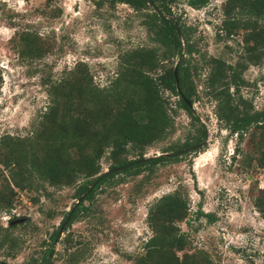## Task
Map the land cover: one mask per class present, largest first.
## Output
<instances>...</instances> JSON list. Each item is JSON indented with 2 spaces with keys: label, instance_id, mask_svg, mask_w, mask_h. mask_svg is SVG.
Instances as JSON below:
<instances>
[{
  "label": "rangeland",
  "instance_id": "obj_1",
  "mask_svg": "<svg viewBox=\"0 0 264 264\" xmlns=\"http://www.w3.org/2000/svg\"><path fill=\"white\" fill-rule=\"evenodd\" d=\"M227 6L226 0H207L196 9L187 6L186 0H172L168 5V17L186 30L193 52L188 56L182 49L162 64L173 67L180 58L188 63L194 88L189 106L205 129L204 144L177 155L174 161L141 168L137 175L113 176L89 200L79 201L84 211L61 232V221L77 200V186L90 178L79 175L74 184L54 188L33 177L28 187L18 190L0 163V195L10 199L8 208H0V262L37 264L49 236L57 231L50 264H135L152 235L146 224L147 209L161 196L176 191L188 204L187 216L175 224L188 243L176 253L178 257L193 254L200 264H264V219L253 205L264 178V169L255 162V146L263 128L250 127L238 140L217 119L205 86L217 65L225 80L234 74L243 82L238 92L228 85L233 104L240 97L251 106L239 105L237 113L264 112V46L247 54L251 43L244 44V30L232 29L225 35L221 22ZM147 13L118 1L0 0V139L32 137L49 104V86L78 64L85 66L91 82L101 88L114 79L119 57L125 52L156 47L143 25ZM229 13L234 21L247 19L235 10ZM257 25L264 23L258 20ZM24 34L30 39L27 47L21 42ZM33 48L42 54L28 57L20 53ZM162 96L174 108L176 98L166 91ZM172 118V132L146 148L143 156L174 150L197 134L196 123L184 111L176 109ZM4 154L0 148V162ZM78 154L72 147L67 149L69 159ZM133 157L126 155V160ZM98 164L100 174L112 164L107 150ZM197 210L203 216H197ZM18 218L24 221L8 226Z\"/></svg>",
  "mask_w": 264,
  "mask_h": 264
},
{
  "label": "trees",
  "instance_id": "obj_2",
  "mask_svg": "<svg viewBox=\"0 0 264 264\" xmlns=\"http://www.w3.org/2000/svg\"><path fill=\"white\" fill-rule=\"evenodd\" d=\"M48 1L45 0L46 3ZM98 1L110 4L115 2ZM147 1L161 14L171 16L168 5L172 0L118 2L135 10L148 11L143 15V25L156 47L134 48L125 52L119 57L114 79L101 88L91 82L85 66L78 64L64 78L49 86V104L40 115L32 137L22 140L8 137L0 139V148L5 153L0 163L3 169H7V179L13 187L18 190L25 189L33 177L50 187H68L82 175L90 180L77 186L75 197L78 199L83 195V200H89L99 185L117 174L137 175L141 168L151 169L156 165L174 161L178 159L177 155L167 159L158 156L144 163L131 165L121 171L102 176L87 193L90 185L102 175L99 173L98 162L105 150L112 163L108 170L141 159L146 148L164 140L172 132V115L176 109L184 111L196 123L197 134L190 138V143L185 142L174 150H165L162 153H176L205 140V129L193 118L189 107L194 88L189 80L188 63L183 58L176 63L178 92L172 75L173 67L164 68L162 64L177 57L182 49L189 56L193 52V45L188 41L186 30L181 25L177 24V36L173 23L158 18L147 5ZM186 3L196 9L204 6L207 0H186ZM226 3L228 6L223 11L225 17L221 22L225 35L229 36L232 29L244 30V44L251 43L247 47V54L263 47L264 26H258L257 22L261 20L264 23V0H226ZM229 4L231 8H228ZM232 10L245 15L247 19L243 22L229 19V12ZM29 41L28 34L21 36V42L26 47ZM20 53L28 57H39L42 54L38 48ZM229 84L238 92V87L243 82L234 74L228 81L225 80L222 69L215 65L205 83L208 94L215 103V115L238 140L250 127L253 130L263 128L258 134L255 146V162L258 167L264 169V112L237 113L239 105L245 104L248 109L251 106L240 97L236 99L237 103L233 104L232 94L228 91ZM165 91L176 98L174 108L163 98L162 92ZM70 147L79 152L74 159H69L66 155ZM129 154L134 156L132 160H126V155ZM36 189L33 187V190ZM9 205L10 199L1 194L0 208L5 209ZM253 205L264 219V178ZM82 211L84 209L81 208V202H78L71 212L65 213L61 224L68 216L65 225H69ZM187 213L186 199L178 192L173 191L158 198L147 209L146 224L152 235L143 244V255L135 260V264H200L193 254L183 253L180 257L176 255L188 245L186 236L175 225L182 222ZM196 215L203 216L199 210ZM204 217L210 216L204 214ZM211 220L209 218V221ZM49 238L48 247L37 264H50L52 247L58 239V232L52 233ZM24 264L36 263L31 261Z\"/></svg>",
  "mask_w": 264,
  "mask_h": 264
},
{
  "label": "water",
  "instance_id": "obj_3",
  "mask_svg": "<svg viewBox=\"0 0 264 264\" xmlns=\"http://www.w3.org/2000/svg\"><path fill=\"white\" fill-rule=\"evenodd\" d=\"M113 1H123V0H113ZM147 5L152 9V11L157 15L158 18H161V19H167V20H169L170 22H172L173 25H174V28H175L176 35L179 36L178 27H177V25H176V23H175V21H174L173 18L168 17L167 15L161 14L157 9H155V8L153 7V5H152L149 1H147ZM176 63H177V62H176ZM176 63L173 65L172 75H173V79H174V84H175L176 91L178 92V83H177L176 70H175ZM189 107H190V106H189ZM203 144H204V142L199 143V144H197V145H195V146H193V147H189V148H187V149L180 150V151H178V152H176V153H161V154H156V155H154V156H149V157H145V156H143L141 159L134 160V161H132L130 164L126 165V166H121V167H117V168H113V169L106 170L105 172L102 173V175H101L97 180H95V181L90 185V187H89L87 193H89V192L94 188V186L97 184V182L100 180V178H101L102 176H104V175H107V174H111V173H115V172L121 171V170H123V169H125V168H127V167H129V166H131V165H137V164H139V163H144V162H146V161H148V160L155 159V158L158 157V156H160V157H162V158H165V159H167V158H169V157H172V156H174V155H178V156H179V155H181L182 153H184V152H186V151H189V150H191V149H193V148L198 149V148L201 147ZM82 198H83V195L80 196V197L75 201V203H74V204L72 205V207L70 208L69 212L72 211V209L76 206V204H77ZM67 219H68V216H67L66 220L61 224V226H60V228H59V232H61L63 226L65 225V223H66V221H67ZM23 221H24V218H18V219H15V220L9 221V222H8V226H12V225L20 224V223H22Z\"/></svg>",
  "mask_w": 264,
  "mask_h": 264
}]
</instances>
